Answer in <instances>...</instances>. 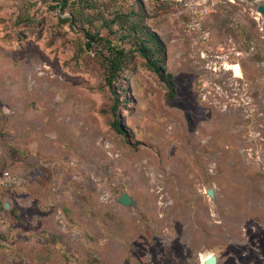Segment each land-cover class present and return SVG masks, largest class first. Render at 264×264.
Listing matches in <instances>:
<instances>
[{
    "label": "rangeland",
    "instance_id": "rangeland-1",
    "mask_svg": "<svg viewBox=\"0 0 264 264\" xmlns=\"http://www.w3.org/2000/svg\"><path fill=\"white\" fill-rule=\"evenodd\" d=\"M61 1L0 0V264H264V0L205 23L240 72L165 0Z\"/></svg>",
    "mask_w": 264,
    "mask_h": 264
},
{
    "label": "built area",
    "instance_id": "built-area-1",
    "mask_svg": "<svg viewBox=\"0 0 264 264\" xmlns=\"http://www.w3.org/2000/svg\"><path fill=\"white\" fill-rule=\"evenodd\" d=\"M173 5L178 7L184 14L188 30L196 33L198 40L203 42L204 50L202 52L205 59H207L206 66L213 71L218 70L220 67L217 60L221 59L226 62L224 69H227V63H231L230 53L223 44L217 46V53H213L212 31L206 28V21L209 16L216 12L219 2L222 0H167ZM228 70V69H227ZM264 168V166H263ZM15 184V178L4 170L0 173V187L10 188Z\"/></svg>",
    "mask_w": 264,
    "mask_h": 264
},
{
    "label": "trees",
    "instance_id": "trees-1",
    "mask_svg": "<svg viewBox=\"0 0 264 264\" xmlns=\"http://www.w3.org/2000/svg\"><path fill=\"white\" fill-rule=\"evenodd\" d=\"M167 3L173 5L170 1L165 0ZM67 0L61 1V9H64ZM63 20L67 21L68 19ZM89 34V33H88ZM159 44L158 38L154 33H148L147 35H143L139 37V42L137 44L138 51L148 58L150 61V66L155 70H159L161 66L157 65L159 59L156 58V53L159 52L161 47H157ZM109 55L106 57L107 61V72L108 78L110 82H113L115 78L118 77L119 73L126 67V64L130 61V53L125 51L124 48L120 47H113L111 46V50L109 51ZM121 119L119 116L113 122L114 128L119 131L120 133L125 134V129L120 124ZM4 170H0V173H3Z\"/></svg>",
    "mask_w": 264,
    "mask_h": 264
},
{
    "label": "water",
    "instance_id": "water-1",
    "mask_svg": "<svg viewBox=\"0 0 264 264\" xmlns=\"http://www.w3.org/2000/svg\"><path fill=\"white\" fill-rule=\"evenodd\" d=\"M257 10L259 12H261L264 15V2L259 4ZM208 194L212 197H214V190L213 189H208ZM118 201L124 205H132L134 203V200L132 199V197L129 195V193L125 192L123 193ZM4 207L5 208H9L10 207V202L6 201L4 203ZM203 264H218V256L216 253H212L211 255H209V257H207L204 261Z\"/></svg>",
    "mask_w": 264,
    "mask_h": 264
},
{
    "label": "bare ground",
    "instance_id": "bare-ground-1",
    "mask_svg": "<svg viewBox=\"0 0 264 264\" xmlns=\"http://www.w3.org/2000/svg\"><path fill=\"white\" fill-rule=\"evenodd\" d=\"M240 64L236 63V64H230V63H227V69L228 70H235V71H238L240 72Z\"/></svg>",
    "mask_w": 264,
    "mask_h": 264
}]
</instances>
